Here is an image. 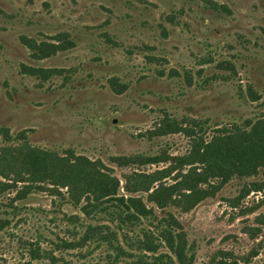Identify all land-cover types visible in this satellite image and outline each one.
<instances>
[{"label":"rangeland","instance_id":"rangeland-1","mask_svg":"<svg viewBox=\"0 0 264 264\" xmlns=\"http://www.w3.org/2000/svg\"><path fill=\"white\" fill-rule=\"evenodd\" d=\"M40 43L62 47L38 58L31 46ZM263 99L264 0H0V148L25 143L99 163L120 194L176 220L191 264H264V191L251 188L264 181V166L255 176H232L189 210L158 209L148 192L123 191L125 179L155 173L152 188L177 185L202 167L195 140L248 130L247 121L264 117ZM167 123L179 130L161 134ZM137 155L159 162L120 165ZM26 184L0 190V218L10 220L0 231V264H51L31 260L25 243L51 250L57 239L71 241L75 226L66 216L105 223L86 219V200L73 203L65 188L52 195L49 182L18 198ZM93 246L53 255L57 264L105 263V247Z\"/></svg>","mask_w":264,"mask_h":264},{"label":"trees","instance_id":"trees-1","mask_svg":"<svg viewBox=\"0 0 264 264\" xmlns=\"http://www.w3.org/2000/svg\"><path fill=\"white\" fill-rule=\"evenodd\" d=\"M61 47L47 43L31 46L38 58H46ZM27 70L32 75L37 72L34 69ZM247 94L252 101L261 99L251 87L247 88ZM261 104L264 105V99ZM246 125L248 130L233 128L226 134L219 131L221 134L208 143H203L201 138H197L195 140L197 142L194 143L197 145L194 148V156L198 158L197 162L202 167L184 174L177 185H158L152 188L151 184L158 181L155 173H134L132 178L125 179L123 191L128 194L148 192L150 202L161 210L169 205L189 210L203 199L214 195L232 176H255L258 169L264 166V117L254 122L247 121ZM178 130L175 123H167L161 127L160 133ZM187 133L195 138L193 129ZM3 135L8 137L7 131ZM119 160L121 166L140 160L143 164L159 162L158 159L142 160L139 155ZM0 177L7 181H0L2 191L14 188L18 182H27L18 191L20 193L18 198H24L37 182H49L52 185L49 192L55 196H62L59 188H65L68 198L73 203L79 204L81 199L86 200L80 207V212L86 219H100L105 222L92 225L83 223L77 215L66 216L67 222L75 226L68 231L73 239L71 241L57 239L51 243L53 246L51 250L41 249L37 242H27L25 244L28 246L27 252L31 260L46 259L51 264H57L58 259L53 255L55 250L81 251L85 246L94 244V249L105 247L107 251L106 262L103 264H118L124 259L132 260L130 264L192 262L193 255H188L189 249L184 234L176 220L170 215L167 218H158L153 208L147 207L140 198L120 194L119 181L110 176L99 163L75 156L71 152L63 157L21 143L0 148ZM209 179H217L218 183L211 184ZM201 184L206 185V188H201ZM251 186L254 191H264V181ZM35 188L40 187L36 185ZM10 208L13 212L17 210L12 204ZM144 223L148 224L147 228L142 227ZM9 224L8 218H0V231ZM150 227L153 229L150 230ZM162 246L169 254L157 255L158 249ZM86 254H91V251L87 250ZM63 264L66 262L63 261ZM216 264L237 263L220 261Z\"/></svg>","mask_w":264,"mask_h":264}]
</instances>
